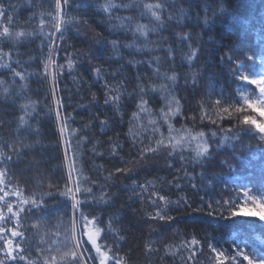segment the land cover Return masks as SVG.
<instances>
[{
	"label": "trees",
	"instance_id": "obj_1",
	"mask_svg": "<svg viewBox=\"0 0 264 264\" xmlns=\"http://www.w3.org/2000/svg\"><path fill=\"white\" fill-rule=\"evenodd\" d=\"M107 2L68 0L65 5L60 0L61 8L57 9L56 0H0L3 6L0 32L4 27L9 29L7 36L0 37V64L11 65L7 69L0 67L3 81L0 83V151L4 153L0 167L7 170L0 188L10 193L5 201L13 206V211L20 202L19 197L11 195L13 189L21 192L23 199L38 202L43 199L39 210L33 208L29 212L31 205L24 206L18 225L14 219L13 224L12 220L0 221V227L23 233V237L14 238L13 246L19 243L13 253L17 259H7L4 251H0V259L5 264H71L70 259L62 257L71 246L68 236L73 201L61 193L66 185L75 188L69 180L72 158L76 164L73 178L79 176L81 180V192L76 194L81 201L75 213L77 239L83 230L80 219L83 212L89 219L97 217L99 226L105 229L98 243L111 249L109 255L115 253L123 258L124 264H220L209 244L229 257L224 264H233L230 257L241 250L259 259L264 255V222L238 216L237 221L255 223L237 224L223 208H217V202L245 203L246 190L255 194L264 185V140H260L254 129L245 134L237 132L236 127L237 120L245 115L258 121L264 118L246 108L213 124L209 119H201V104L209 114L213 113L217 99L222 106L230 103L239 106L237 89L242 85H246L244 94L255 102L259 95L257 86L239 80L233 72L237 65L243 64L244 74L257 77L264 74V0H223L226 9L223 13L219 11L221 0H171L174 6H166L167 11L162 14L163 27L157 26L142 7L161 0H137L141 4L139 9H112L111 19L100 7ZM112 2L120 5L129 0ZM167 13H172V20H168ZM61 16L65 23L60 24L58 32L56 26ZM128 16L149 29L157 27V31H150L144 38L120 28L117 17ZM125 24L129 29L134 28V24L128 25L127 21ZM17 32L32 35L17 38ZM176 33L191 34L190 42L199 48L197 60L191 66L183 59L189 52L187 43ZM111 41L118 42L117 50H113ZM224 54L233 58L227 66L220 59ZM70 60L72 68L68 67ZM96 67L102 69L99 79L94 72ZM157 68L159 73L155 72ZM13 70L25 78L14 76ZM173 71L178 74L175 87L164 75H172ZM191 72L199 73L195 85ZM105 83L120 90L119 112L113 105L104 103ZM139 84L145 87L144 99L151 113L142 112L134 119L133 113L138 111L136 105L140 103ZM161 84L168 85L169 91L162 92ZM153 85L157 89L154 92L149 90ZM170 94L180 99L182 108L180 114L166 123L161 119L160 109L165 107L164 97L170 98ZM22 116L24 124L20 122ZM102 120L108 121L104 131H101ZM150 120L157 123L152 125ZM169 123L172 135L177 138L188 131L193 136L205 133L213 147L211 159L205 161L203 168L193 161L196 141L177 147L171 155V149L161 147L140 160L141 147H154L153 140L160 134L169 136ZM240 127L249 129L247 125ZM154 128L157 131L153 135ZM236 135L239 140L223 141L225 136ZM221 143L223 146L217 150L215 146ZM116 144L120 147L113 154ZM7 156L12 160L8 161ZM117 168L131 171L117 172ZM202 172L207 173L203 182ZM189 181L197 188L193 189ZM147 182L157 189L163 188L161 194L173 202L181 201L178 207L168 209L173 220L151 219L157 210L149 199L152 190L142 192L138 186ZM84 187H90L92 192L84 193ZM102 195L107 203L100 200ZM4 203L0 201V207L6 218L11 217ZM209 203L212 208L208 207ZM0 235L11 238L10 231ZM193 237L199 245L191 244ZM82 243L81 251L86 249V255L95 256L87 236ZM3 247L0 240V248ZM90 264H98V260ZM236 264L247 261L238 257Z\"/></svg>",
	"mask_w": 264,
	"mask_h": 264
},
{
	"label": "snow or ice",
	"instance_id": "obj_2",
	"mask_svg": "<svg viewBox=\"0 0 264 264\" xmlns=\"http://www.w3.org/2000/svg\"><path fill=\"white\" fill-rule=\"evenodd\" d=\"M64 4H68V0H64ZM166 6H174L171 4V0H161V2L155 3V4H143L142 7L147 10V13L150 14V17L156 22L157 26L163 27L164 25V19L162 18V14H164L167 11ZM56 7L57 9L61 8L60 0H56ZM101 9L105 13H109V19H111V10L115 8H125V9H139L141 7V4L137 3V0H129L128 3H123V4H115L112 2V0H108L107 3L103 4L100 6ZM225 6L223 3V0H221V6L219 11L223 13L225 11ZM183 9H181V19L183 18L182 16ZM141 15H144V12L140 13ZM0 15H3V6L0 5ZM167 18L168 20L173 19L172 13H167ZM120 21V28H124L126 31L127 30H132L133 34L139 33L142 37L147 38L149 32H156L157 27H152L149 29L148 25L136 22L133 17L128 16V17H117ZM125 21L128 22V25H133V29H129L128 26L125 24ZM179 23V21H177ZM41 23L43 21L41 20ZM65 23L63 16L60 17L59 23L56 26V31L60 32V24ZM205 25L208 24L207 18H205L204 21ZM9 34V29L7 27H4L3 31L0 32V37L7 36ZM31 36L32 33H24V32H17L16 37H22V36ZM176 35L180 38V40L184 41L187 43V46L189 48V52L184 55L183 59L188 63L189 66L193 65L194 61L197 60V55L199 48L194 47L192 45L191 41V34L189 33H184L181 35L180 33H176ZM63 37V33L61 32V39ZM54 43V42H53ZM111 46L113 50H117L119 45L117 41H111ZM128 47H131V45H127ZM147 47V45H145ZM142 49H137V51H141ZM169 54L171 55L172 49H168ZM221 60L225 62V65L233 62V58L231 55L224 54L220 57ZM131 63V62H130ZM0 67L2 68H10V64H0ZM62 67V66H58ZM69 68L73 67L72 61H69L68 64ZM249 68L251 66H248ZM244 69L245 65L239 64L236 67V71L233 72V76L237 77L241 81H246L248 84L256 85L257 88L259 89V95L256 97L255 102L248 96L244 94V91H246V85H242L241 88L237 89L238 97H239V106H237L235 103H230L227 106H222L221 100L217 99L215 100L214 104L215 107L213 109V113L209 114L207 113L204 108L203 104H201V119H209L213 124L217 123V120H223L226 116L228 118H231L234 113H240L248 109H252L255 112L259 113V116L261 118H264V74L259 75L258 77L255 76L254 74H244ZM49 71V66L46 64L44 66V72L47 74ZM229 71H232L230 68ZM94 72L96 74L97 79L101 78V72L102 69L99 67H96L94 69ZM155 72L159 73V69H155ZM13 75L18 76L21 79H24V75L21 72H16L13 70ZM165 78L171 82L172 87H175L177 84L178 80V74L173 71L172 75H167L164 74ZM191 81L193 85L198 83L199 81V73L198 72H191ZM139 79V77H138ZM0 83H3L2 80H0ZM187 83V80H186ZM140 89V103L136 105L138 111L133 113V118L138 119L140 113H151V109L146 107L148 104V101L144 99L145 93V87L142 84L138 85ZM160 90L162 92H168L169 91V86L165 84H161ZM104 88L106 89L105 92V104H111L114 106L115 110L119 112L120 108V90L119 88H116L115 86H110L107 83L104 84ZM150 91H156V86H150ZM7 92V89L4 90ZM165 99V107L160 109V116L161 119L164 122H169L171 118L177 114L181 113V108L182 105L180 103V99L177 98L175 94H170V98L168 96L164 97ZM246 106V107H245ZM25 109L28 108V105H23ZM27 114V113H26ZM57 115H59V112H57ZM215 116V119L212 117ZM20 122L21 124L26 123L24 120V117H20ZM150 124L155 125L157 122L155 120H150ZM101 124V131H104V129L108 126V121L107 120H102L100 121ZM240 125H247L249 126L248 130H245L243 127H240ZM237 132L244 131L245 134H250L251 130L254 129L256 132L259 134L260 140H264V120L258 121L255 118L249 117L247 115L243 116L242 119L237 120ZM63 131V129H62ZM157 129H153V135ZM168 131H169V136L165 137L163 134H160L158 139L153 140V146H149L147 148L141 147L139 150L140 154V160L144 159V156L147 153H155L158 152L161 147L171 149L169 152V155L172 154L173 151L179 146H183L186 143H190L191 141H196V148L195 152L196 155L193 158L194 163L199 164L202 168L204 167V163L206 160L211 159L210 156V149H212V145L209 143V139L206 137L204 132H198L196 135H192L190 131L187 132V135H180L179 138L177 136L172 135V125L169 123L168 124ZM255 134V133H252ZM213 137L216 135L215 132L211 134ZM239 135L236 136H225L223 137V141H228V140H239ZM133 139L135 141V135L133 136ZM142 143V142H141ZM135 146V145H134ZM223 144H217L215 147L218 150L220 147H222ZM27 147V145H25ZM120 147L118 144L113 145L112 148V153L116 154V148ZM66 155H67V150H66ZM4 153L0 151V157H3ZM17 156H19V152H17ZM6 159L8 161L12 160L11 156H7ZM181 160H183V157H181ZM2 163V161H0ZM139 164V161L136 162ZM171 166V165H170ZM231 167V165H229ZM76 171V164H75V159L72 158L69 164V180L75 184V188L73 189L72 187H69L68 185L65 186L66 190L61 193V195H64L66 197L70 196V198L73 201L72 208H73V220L71 221V229L70 233L68 236V240L71 241V246L67 252H65L64 258H68L71 261V264H90V261L93 260H98V264H110V262H113V264H124L123 258L118 257L115 253H112V255H109V252H111L110 248H106V246H102L100 243H98L101 233L105 231V229L101 228L99 226V223L97 221V217L93 216L91 219H89L88 216H85L83 212L80 213V219L83 222L82 225V231L80 233V238L77 239L76 237V220H75V213L79 209L81 201L77 199L78 193L81 192V180L80 177L77 176L73 178V172ZM117 172H128L131 171L130 168L125 169V168H117ZM7 175V170L0 167V185L4 184V177ZM111 175V174H110ZM187 175V173H186ZM207 178V173L202 172L201 173V181ZM87 180V178H85ZM190 185L193 189L197 188V185L194 183H191ZM142 192L146 191L148 189H151V194L149 199L151 200V203L153 206L156 207V212L154 215L151 216V219L153 220H159V221H171L174 219L168 211V209L172 206L178 207L181 201L173 202L169 196L161 194L163 191V188L157 189L156 186L152 182H147L146 184H141L138 185ZM203 186V183H202ZM176 187L179 188L180 185L177 183ZM245 187L246 186H242ZM135 190V189H133ZM0 192H4L3 196H0V201H4V207L7 208V212L11 213V217L6 218L5 214L3 212V207H0V221H6L7 220H12L14 219L17 223L19 224V217L20 213L25 211V205H31V207L28 208V211L31 212L33 208L39 210L43 207V199L38 202L36 199H23L22 193L19 192L16 189H13L11 192V195H15L20 198L19 206L16 211H13V206L5 201V197L8 196L10 193L7 191H4L3 188H0ZM84 193H91L92 189L90 187H84L83 188ZM183 199V198H182ZM240 198L238 197L237 200ZM245 203L237 204L236 201H225L223 204H221L219 201L217 202V208H223L224 212L228 214V217L233 220V222L237 224H248V223H255V221L259 222H264V185L260 186L257 188L255 194H250L249 191L244 192V197H243ZM100 200L107 203L105 200L104 196L102 195L100 197ZM247 201H252L253 203L251 206L247 203ZM209 208H212V204L209 203L208 205ZM259 209V211H257ZM211 214V213H210ZM238 216H244V217H255V221H248V220H243V221H237L236 217ZM221 218H224L223 213L221 214ZM42 219V217H41ZM33 227H38V225H33ZM109 230L111 231V221L109 222ZM11 234V238L6 237L5 235H0V240L4 242V247L0 248V251L5 252V256L7 259L10 260H16L17 257L13 255V253L19 248V243L15 242L14 245V238L16 237H23V233L20 231L16 230H9L4 227H0V234L9 232ZM87 236L88 242L92 245L93 249L95 250V256L91 254H87V250L84 249V251H81V249L84 248V245L82 243L83 237ZM199 241L193 237L191 240L192 245H199ZM211 250L216 253L217 259L220 261V264H224V261H227L229 259L228 256H225L224 252L222 250H217L212 244L208 245ZM23 251V249H20ZM238 257H243L244 261H247V264H264V255H261L259 259H256L253 255L246 254L244 251H238L235 255L231 256V260L233 261V264H236ZM223 258V259H221ZM20 259H24L23 256L20 257ZM55 260V258H53ZM0 264H5L4 259H0ZM47 264V262H46Z\"/></svg>",
	"mask_w": 264,
	"mask_h": 264
},
{
	"label": "rangeland",
	"instance_id": "obj_3",
	"mask_svg": "<svg viewBox=\"0 0 264 264\" xmlns=\"http://www.w3.org/2000/svg\"><path fill=\"white\" fill-rule=\"evenodd\" d=\"M253 111V110H252ZM254 112V111H253ZM253 202H251V203H248L249 204V206H251V204H252ZM257 211H259V209H257ZM18 250V249H17Z\"/></svg>",
	"mask_w": 264,
	"mask_h": 264
},
{
	"label": "bare ground",
	"instance_id": "obj_4",
	"mask_svg": "<svg viewBox=\"0 0 264 264\" xmlns=\"http://www.w3.org/2000/svg\"><path fill=\"white\" fill-rule=\"evenodd\" d=\"M11 224H13V219H12V221H11Z\"/></svg>",
	"mask_w": 264,
	"mask_h": 264
}]
</instances>
